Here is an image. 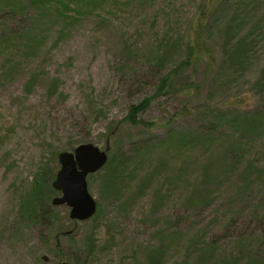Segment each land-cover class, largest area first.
<instances>
[{
	"label": "rangeland",
	"instance_id": "1",
	"mask_svg": "<svg viewBox=\"0 0 264 264\" xmlns=\"http://www.w3.org/2000/svg\"><path fill=\"white\" fill-rule=\"evenodd\" d=\"M217 1L104 0L63 8L54 0L45 7L21 0L12 20L0 14V35L6 34L0 38V264H149L153 251L161 252L159 264L263 260L264 139L247 146L243 164L217 180L201 207L188 196L227 131L178 150L159 146L174 113V128L203 133V123L178 118L183 107L195 116L204 102L245 110L257 104L264 0H226L200 31L211 54L251 38L242 73L215 74L212 61H192L187 51L199 10ZM174 70L177 90L187 85L196 96L155 94L159 78ZM146 96L153 98L139 118L149 126L129 124V104ZM110 126L117 135L107 139ZM87 142L109 146V154L126 152L120 192L103 193L95 174L87 178L98 204L94 218L71 220L67 206L41 201V192L36 209L49 216L29 220L21 204L35 179L47 171L42 183L49 189L57 153ZM250 159L258 168L243 176ZM89 231L94 250L87 254L82 241Z\"/></svg>",
	"mask_w": 264,
	"mask_h": 264
},
{
	"label": "trees",
	"instance_id": "2",
	"mask_svg": "<svg viewBox=\"0 0 264 264\" xmlns=\"http://www.w3.org/2000/svg\"><path fill=\"white\" fill-rule=\"evenodd\" d=\"M52 0H34L33 5L35 7H45V5ZM57 1L59 5L63 8L67 7V4L76 6H91L94 2L104 1V0H54ZM226 0H218L217 3L211 6H204L199 10L197 25L195 33L200 34L203 26L213 20L214 10L218 9L224 4ZM21 0H0V14L6 15L5 19H13L17 15L18 6ZM203 9V10H202ZM212 18V19H211ZM199 30V31H198ZM196 34L193 40L186 45L187 51L192 56V61L202 59L207 57V61H212V66L215 74L222 75H234L242 73L247 64L250 62V46L251 38L247 36L238 40L233 48L225 49L223 46V51L216 52V54H211V49L205 46L200 40L202 38ZM3 33L0 38L5 36ZM203 39V38H202ZM249 42V43H248ZM169 48V47H168ZM184 63L189 65L191 63L184 61ZM210 63V62H209ZM182 65H184L182 63ZM177 67V66H176ZM178 75L177 70L167 72L166 75L159 78V82L155 89V94H161L163 91L174 92L177 90L178 86L175 79ZM255 87L257 94L259 96L256 106L251 109L245 110L237 104L236 106L230 105L229 101L212 105L204 102L201 104V109L197 115L192 116L190 114V109L181 108L178 112L179 117H186L191 120H197L200 124L203 123V133H197L196 130L190 128H174V122L177 120L174 113L168 120L167 128L165 129L164 139L160 142L159 146L166 145L168 148L181 149L186 146L195 144L196 142H209L210 138H216L222 135V131H227V135L224 136L226 139L222 142L220 148L215 154L207 157L201 166V176L200 182L194 186L192 192L188 196V202L198 206H206L210 203L212 197V192L217 186V180L227 177L233 171L239 169L243 164V159L246 157V148L251 143H256V141L264 139V64L260 70V77L255 82ZM196 90V87L194 88ZM178 93L182 97H194L196 96L193 89L187 87V85L181 86ZM256 95V94H255ZM153 96H146L137 102H132L128 106V112L125 120L129 124L137 126H149L144 125L139 118L141 114L149 108ZM235 103V102H233ZM241 108V109H240ZM247 108V107H246ZM191 115V116H190ZM108 127L106 136L108 138H115L117 133L114 132L115 129ZM223 136V135H222ZM223 137H217V139H222ZM214 141V140H213ZM199 144V143H197ZM196 145V144H195ZM146 150L148 146L145 147ZM163 153H168L167 149H163ZM127 163L126 152L125 151H115L109 154V158L105 166L96 172L95 174L100 175V190L103 193L114 194L115 191L120 192V183L125 178V164ZM243 176L250 173L253 169L258 168V164L255 160H248V162L242 166ZM39 179H35L27 199L21 204V209L25 205L26 216L29 220L37 221L38 218H42L44 215H48L47 211L44 212L37 211L36 205L39 206V201H51V199L57 195V192L52 187H48L44 191L43 179L47 176V171H43ZM95 174L89 175V177H94ZM55 173L50 174V179L53 180ZM43 189V191H42ZM43 196L38 199V195ZM118 193L116 195H118ZM212 193V194H211ZM115 195V197H116ZM98 205V204H97ZM92 218V217H91ZM94 218V217H93ZM62 226L58 228V234H64ZM58 237V235H57ZM82 244L84 250L87 254H90L94 250V236L92 231H89L85 237H83ZM153 254H149L147 257L149 264H159V258L161 252L153 251ZM264 260V258H263ZM263 260H253L251 259L250 264H262Z\"/></svg>",
	"mask_w": 264,
	"mask_h": 264
},
{
	"label": "water",
	"instance_id": "3",
	"mask_svg": "<svg viewBox=\"0 0 264 264\" xmlns=\"http://www.w3.org/2000/svg\"><path fill=\"white\" fill-rule=\"evenodd\" d=\"M107 160L106 150H100L91 143L80 144L73 151L58 153L59 169L52 181V187L60 192L52 198L53 205L66 204L69 217L86 220L96 211V202L87 188L86 177L99 170ZM60 264H69L66 261Z\"/></svg>",
	"mask_w": 264,
	"mask_h": 264
}]
</instances>
